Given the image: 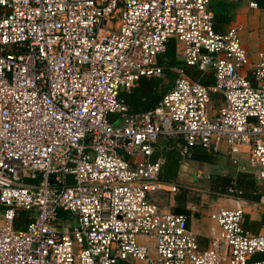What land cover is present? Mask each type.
<instances>
[{
	"label": "built area",
	"instance_id": "built-area-1",
	"mask_svg": "<svg viewBox=\"0 0 264 264\" xmlns=\"http://www.w3.org/2000/svg\"><path fill=\"white\" fill-rule=\"evenodd\" d=\"M212 1L0 0V264H264L234 186L205 244L158 200L179 190L161 178L174 146L236 159L245 148L264 186V50L254 57L238 27L216 30ZM172 40L213 82L181 72L131 113L120 93L162 75Z\"/></svg>",
	"mask_w": 264,
	"mask_h": 264
},
{
	"label": "trees",
	"instance_id": "trees-1",
	"mask_svg": "<svg viewBox=\"0 0 264 264\" xmlns=\"http://www.w3.org/2000/svg\"><path fill=\"white\" fill-rule=\"evenodd\" d=\"M215 1V0H214ZM257 6H264V0H252ZM212 10L217 16L221 9L212 2ZM215 29L218 30L215 21ZM162 66V75L160 77H142L137 84L129 91H122L121 98L128 105L131 113H141L156 106L163 94L169 91L179 73L184 72L188 76L199 79L204 84H211L213 76L204 73L194 66L185 64L176 54L175 41L172 40L168 44L166 52L160 57ZM165 163L162 168L161 178L167 181H175L180 171L182 159H192L195 161L205 162L209 164L216 163V157L219 155L216 151L207 150L201 145H194L189 148V152L182 156L178 148L171 147L163 150ZM211 189L216 193H225L229 186H234L237 190L242 191L241 196L246 200H258L264 192V186L257 184L254 174L242 169H236L234 173H221L213 175L211 179ZM179 191V190H178ZM176 204L172 207L174 212L189 213L187 208V195L185 191H180L175 196ZM28 220V214L25 211H19L15 220L16 228H23ZM264 220V216H263Z\"/></svg>",
	"mask_w": 264,
	"mask_h": 264
},
{
	"label": "crops",
	"instance_id": "crops-1",
	"mask_svg": "<svg viewBox=\"0 0 264 264\" xmlns=\"http://www.w3.org/2000/svg\"><path fill=\"white\" fill-rule=\"evenodd\" d=\"M249 1V0H248ZM214 4L217 5L221 9V12L219 11V14L215 16V21L217 22L218 26V31L224 32L227 30L229 27L235 26L240 29L244 30H249L248 32L251 34L254 32L257 24L263 25L264 27V6H251L250 1L248 2V5H243V0L242 1H237V2H227V1H222V0H215L212 1ZM262 22V24L260 22ZM245 36V34H243ZM243 36V37H244ZM242 38V37H241ZM257 43H261L263 46H260L259 44L258 47H261V49L257 50L256 52L252 53L254 57H257V53L261 50H264V42L261 41L262 37H255ZM223 151H225V147H222ZM219 160L220 162L223 161L225 165L229 166H234L235 168L238 167V169H242V167H246V170L253 173V170L251 167H248L243 164L244 159H248V151L247 149H242L240 154L238 155V158H231L226 155V153L222 152L219 154ZM237 160V163L239 166L236 165L235 161ZM186 163V162H185ZM184 163L181 164V168L184 167ZM198 171H202L201 168H196ZM237 169V168H236ZM205 175H209L206 173ZM256 183L260 184L261 183L255 178ZM216 193V192H215ZM227 192L225 193H218L214 200L211 202L209 205L208 210L202 209L201 212L199 210L194 211V209H200L201 207H192V203L187 200L186 206L187 208L190 209L189 213H184L187 215L188 218V223L190 227L199 235L202 236L200 237V240L202 244H205V241L203 240V237L208 233L209 230V223H210V213L213 209L219 208V207H227L231 206L232 200L228 196H225ZM171 203L170 207L174 206V201L175 198L174 196L171 197ZM245 201V206H246V217H245V223L244 226L247 230H249L251 233H264V205L259 203L258 200H246ZM173 210V209H172Z\"/></svg>",
	"mask_w": 264,
	"mask_h": 264
},
{
	"label": "rangeland",
	"instance_id": "rangeland-1",
	"mask_svg": "<svg viewBox=\"0 0 264 264\" xmlns=\"http://www.w3.org/2000/svg\"><path fill=\"white\" fill-rule=\"evenodd\" d=\"M214 1V0H213ZM248 0H243V5H248ZM260 22V21H259ZM262 24V22H260ZM255 28L254 32L251 34L248 32L249 30H244L240 29V36L242 37V42L243 44L248 48L250 53H254L257 50L261 49V47H258L259 44L260 46H263L260 42L257 43L255 37H262L261 41L264 42V27L263 25L257 24L254 26ZM245 34V36L243 35ZM244 36V37H243ZM219 155L216 157V163L215 164H209L205 162H200V161H195L189 158L182 159L181 164H185L183 168L180 166V171L177 174V177L175 179L176 182L179 184V191L173 195L174 198L175 196L180 192V191H185L187 195V200H189L192 203V207H201L200 209H194V211L199 210L201 212L202 209L208 210L209 205L211 202L214 200L216 197L217 193L211 189V179L213 175L215 176L216 174H221V173H234L236 171V168L234 166H229L223 164L224 162L219 160ZM186 162V163H185ZM243 164L249 166L248 159L243 160ZM201 168L203 170V174L201 177H196V168ZM252 168V167H251ZM206 173L209 174V177L205 175ZM172 195H166V194H161L158 197V200L160 203L163 205H168L170 206L171 200H172ZM230 200H232L231 206L227 207H232L233 206V199L229 197ZM173 201V200H172ZM176 204V201H174V205ZM209 226V225H207Z\"/></svg>",
	"mask_w": 264,
	"mask_h": 264
}]
</instances>
